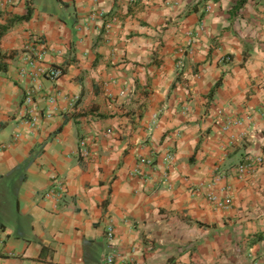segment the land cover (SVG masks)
Instances as JSON below:
<instances>
[{
  "label": "crops",
  "instance_id": "obj_1",
  "mask_svg": "<svg viewBox=\"0 0 264 264\" xmlns=\"http://www.w3.org/2000/svg\"><path fill=\"white\" fill-rule=\"evenodd\" d=\"M238 1L0 0L31 10L0 37V264H264V168L233 172L264 153V0Z\"/></svg>",
  "mask_w": 264,
  "mask_h": 264
},
{
  "label": "built area",
  "instance_id": "obj_2",
  "mask_svg": "<svg viewBox=\"0 0 264 264\" xmlns=\"http://www.w3.org/2000/svg\"><path fill=\"white\" fill-rule=\"evenodd\" d=\"M97 2L98 0H93ZM210 8L207 7V11ZM38 56H34L29 52H25L21 56V63L23 66L20 68V75H27L34 82L39 78H46L50 80H56L62 74L58 68H45L38 64ZM26 68V69H25ZM54 99L50 98L49 102L53 103ZM32 102V93L31 91H26L22 105L25 106V114L29 119L26 122L29 125H34V118L31 116V111L27 109L28 105ZM241 121H228L224 120L221 125V132L225 133L229 131L232 127L239 126ZM232 144V141H229V145ZM141 164L151 167L153 162L151 160H142ZM264 168V153L260 155H248L243 159L233 170L238 179L248 178L256 174L260 169ZM136 174H140V170L136 168ZM67 191L64 185L63 180L55 178L51 186L39 194V198L43 200L53 199L55 201L54 209H59L65 206L66 204ZM212 202L217 204L216 200L213 199ZM231 205V198L228 196L224 201L218 204V207H228ZM105 235L108 242V246L112 247V242L114 241V228L110 222L106 224ZM113 255H110L106 260L108 263H111Z\"/></svg>",
  "mask_w": 264,
  "mask_h": 264
},
{
  "label": "trees",
  "instance_id": "obj_3",
  "mask_svg": "<svg viewBox=\"0 0 264 264\" xmlns=\"http://www.w3.org/2000/svg\"><path fill=\"white\" fill-rule=\"evenodd\" d=\"M246 2V0H239L238 3L236 4V6L233 8L234 11H238ZM31 16V10L28 9L26 15L21 16V17H17L15 18L11 24H8L6 26H2L0 27V37L7 32L10 27L12 26L13 23H18L21 21H28L30 19ZM11 59V56L8 54H0V73H5L6 72V67H7V62ZM219 86V83L216 85V88ZM264 236H257L256 240H261L263 239Z\"/></svg>",
  "mask_w": 264,
  "mask_h": 264
}]
</instances>
